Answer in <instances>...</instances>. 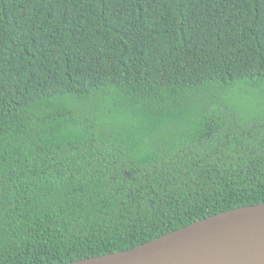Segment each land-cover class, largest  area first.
Listing matches in <instances>:
<instances>
[{"label":"trees","instance_id":"1","mask_svg":"<svg viewBox=\"0 0 264 264\" xmlns=\"http://www.w3.org/2000/svg\"><path fill=\"white\" fill-rule=\"evenodd\" d=\"M262 202L264 0H0V264Z\"/></svg>","mask_w":264,"mask_h":264},{"label":"water","instance_id":"2","mask_svg":"<svg viewBox=\"0 0 264 264\" xmlns=\"http://www.w3.org/2000/svg\"><path fill=\"white\" fill-rule=\"evenodd\" d=\"M61 264H264V202L196 220L132 248Z\"/></svg>","mask_w":264,"mask_h":264}]
</instances>
